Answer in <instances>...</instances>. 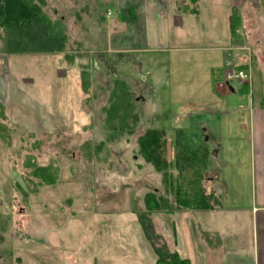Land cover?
Wrapping results in <instances>:
<instances>
[{"label":"rangeland","instance_id":"1","mask_svg":"<svg viewBox=\"0 0 264 264\" xmlns=\"http://www.w3.org/2000/svg\"><path fill=\"white\" fill-rule=\"evenodd\" d=\"M32 1L59 37L45 52L47 32L26 27L19 37L0 21V264H154L156 249L173 252L163 213L175 209L173 164L183 146L214 154L225 186H249L246 128L238 127L235 143L224 126L247 120L250 100L264 106V65L254 61L247 84L232 81L234 93L214 82L221 68L236 70L220 66L232 59L229 45L246 55L255 48L264 59V7L250 0L259 7L237 13L232 33L229 0H202L197 16L169 27V44L145 50L143 29L125 14V24L106 33L117 17L114 0ZM147 32L150 41L160 33L150 25ZM89 49L97 51L90 61ZM146 129L165 133V176L138 151ZM211 178L207 171L202 181L209 203ZM147 195L162 213L146 211Z\"/></svg>","mask_w":264,"mask_h":264},{"label":"crops","instance_id":"2","mask_svg":"<svg viewBox=\"0 0 264 264\" xmlns=\"http://www.w3.org/2000/svg\"><path fill=\"white\" fill-rule=\"evenodd\" d=\"M114 1L117 17L110 20L109 24H105L106 33L109 28L114 29L119 25L122 27L125 24L122 14H125L127 22L135 25L133 28L137 29L136 24L139 23V29H143L145 36L143 40H145V43L142 46L146 48L145 50H151L148 47L153 46L151 45L152 43L156 44V42L158 43L163 39L168 42L166 44H169L171 38L169 27L178 28L181 26L185 16H197L202 2V0L198 1L197 12L193 13L184 12L182 10L183 3L178 5L176 1L173 3L174 7H171L170 0ZM255 2L250 0L228 1V7L231 8V13L228 15L230 31L231 14L236 17L234 24H238L240 21L237 13H241L244 16L247 7L256 10L259 6ZM107 15H109V11L105 13V16ZM93 19V24L98 26L97 20L95 22L96 17ZM88 21L92 22V20ZM242 23L244 25V17ZM149 25L160 32L157 39L154 35V38L152 37L151 41L149 40L147 32ZM91 33L93 34V32ZM91 33L89 38L94 37L93 41H95L96 35ZM229 46L225 48L234 51L232 59H228L227 62L222 61L220 66L225 64L233 67L237 66L238 68L246 69L250 74V72H253L255 60L264 65V59L260 54L256 53L257 50L255 48L249 49L250 54L246 55L243 48ZM155 50H161V48ZM96 52V50L89 49V61L95 56ZM108 52L110 50L106 54ZM116 53L117 55L123 54L121 52ZM227 58H229L228 55ZM225 71V69H220L221 80L214 82V88L226 93H234L235 90L231 84L227 85L223 82ZM223 83L226 88L222 86ZM243 84H247V82ZM251 95L253 94L251 93ZM6 97L7 94L5 95L4 103ZM241 109L239 107L238 110L225 111L224 114L231 116L232 112L236 111L238 113ZM243 109L247 111V120L237 119L235 121L230 118L227 119L224 127L229 128L228 133L230 136L228 140L230 141L233 138L235 143H237L238 127L243 125L246 128L244 130V139L248 145L247 158L249 167L247 182L249 186H225L220 172L218 173V170L211 166L210 162L214 155L211 152L212 156L208 154L207 171L213 175L211 182L216 184L214 187L216 192L214 194L215 200L210 203L211 206L207 209L194 210L175 208L163 213L169 219L167 224L169 232L166 234L171 239V242L169 241L171 251H175L181 257L187 258L190 264H264V106L261 104L255 106L253 101L250 100ZM200 127L205 134L210 136V131L206 125L202 123ZM224 142V138H221V143L223 144ZM216 143L218 142L216 141ZM219 149L220 151L223 150L222 147ZM213 153H216V150ZM232 183L233 185L240 183V177H237V180L234 178ZM221 184L223 186H219ZM157 213L160 214L162 212L157 211Z\"/></svg>","mask_w":264,"mask_h":264},{"label":"trees","instance_id":"3","mask_svg":"<svg viewBox=\"0 0 264 264\" xmlns=\"http://www.w3.org/2000/svg\"><path fill=\"white\" fill-rule=\"evenodd\" d=\"M198 0H186L183 3L182 10L184 12H197ZM260 7H264V0H258ZM236 17L231 14V32H235L237 24H234ZM0 21L1 25L13 27L18 32V36L27 37L23 33V29L27 27L30 32L37 36L41 32V36L46 33V45L49 48L45 52H51L56 49L50 46L49 42L59 35L55 29L49 28L50 20L43 16L39 5L32 0H0ZM57 44V48L61 45ZM50 50V51H49ZM178 134V133H177ZM164 136L165 133L158 129H146L138 138V151L147 163H150L158 172H162L165 176L169 173V162L164 157ZM175 174V208L180 210L207 209L211 206L209 203L212 195L205 194L203 191L202 181L205 178L208 165V150L205 146L200 145L196 148L183 146L177 154L174 162ZM209 181V180H208ZM154 195V194H153ZM153 195H147L145 198V206L147 212H157L163 206L153 201ZM152 196V199L151 197ZM167 205V204H166ZM168 207V206H167ZM165 211H168L165 210ZM158 258L154 264H190L187 258L180 257L175 252H169L166 248L157 250Z\"/></svg>","mask_w":264,"mask_h":264},{"label":"built area","instance_id":"4","mask_svg":"<svg viewBox=\"0 0 264 264\" xmlns=\"http://www.w3.org/2000/svg\"><path fill=\"white\" fill-rule=\"evenodd\" d=\"M236 70H228L224 72V83L230 84L232 81L238 82H249L250 74L246 69L238 68L237 66L234 67Z\"/></svg>","mask_w":264,"mask_h":264}]
</instances>
